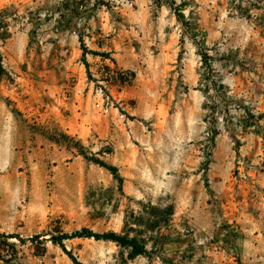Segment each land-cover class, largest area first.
Instances as JSON below:
<instances>
[{
	"label": "rangeland",
	"instance_id": "1",
	"mask_svg": "<svg viewBox=\"0 0 264 264\" xmlns=\"http://www.w3.org/2000/svg\"><path fill=\"white\" fill-rule=\"evenodd\" d=\"M177 4L0 0V264H264V0ZM168 50L162 110L136 112ZM83 229L147 252L52 241Z\"/></svg>",
	"mask_w": 264,
	"mask_h": 264
},
{
	"label": "crops",
	"instance_id": "2",
	"mask_svg": "<svg viewBox=\"0 0 264 264\" xmlns=\"http://www.w3.org/2000/svg\"><path fill=\"white\" fill-rule=\"evenodd\" d=\"M166 56H171V51L157 53L154 56L156 60L154 59V62L143 67L136 74V84L127 91V96L136 102V112L150 113L152 110H162L167 95L164 76L170 69L169 64L166 63ZM148 117V115L143 116V118Z\"/></svg>",
	"mask_w": 264,
	"mask_h": 264
},
{
	"label": "trees",
	"instance_id": "3",
	"mask_svg": "<svg viewBox=\"0 0 264 264\" xmlns=\"http://www.w3.org/2000/svg\"><path fill=\"white\" fill-rule=\"evenodd\" d=\"M156 1H158V4L169 5L174 10V13L176 14L177 19L181 22L185 21V15L182 13L181 8H179V7H181V5L179 6L177 4V0H156ZM5 29L8 31V27H6ZM0 39H1V37H0ZM83 50H84L83 63L87 68L89 78L92 79V75L89 71V63L86 60V54L89 51L85 45H83ZM92 53L95 55L100 54L98 52H92ZM202 58H203L204 63H206L207 59H208L207 54H202ZM4 72H5V69L3 66V56H2V53L0 51V76L3 75ZM64 137L66 139L72 140V137H70L66 134H64ZM57 142H60V141H57ZM73 147L77 150V152L79 154L83 155L88 160L96 162L97 164H100L101 166L110 170L114 174V176L118 180H120V182H122V177L119 175L117 168L109 166V165L103 163L102 161H99V159H90L89 157H87V155L83 151V146L80 142L75 143ZM10 237H18V236L17 235H11ZM36 238H38V237H36ZM71 238H93L95 240H105V241L112 240V241L118 242L121 245H129L133 249V252L136 255H143V254H146V252H147L146 247L144 245H142L136 238L127 239L124 236H120V235H117L115 233H95V232L88 230V229H83L82 231L73 233L71 235L62 234V235H58V236H53L52 241L54 242V244L59 245L64 250H66L64 247V241L67 239H71ZM70 256L76 264H82V263L76 261V259L72 255H70Z\"/></svg>",
	"mask_w": 264,
	"mask_h": 264
}]
</instances>
